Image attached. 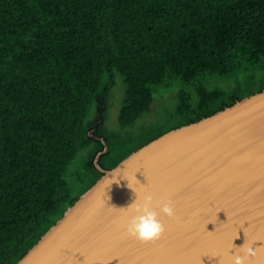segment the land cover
<instances>
[{
	"label": "trees",
	"instance_id": "1",
	"mask_svg": "<svg viewBox=\"0 0 264 264\" xmlns=\"http://www.w3.org/2000/svg\"><path fill=\"white\" fill-rule=\"evenodd\" d=\"M263 71L264 0H0V264H16L97 182L100 153L114 168L264 90ZM116 72L127 88L112 129ZM157 93L177 98L166 123L139 122Z\"/></svg>",
	"mask_w": 264,
	"mask_h": 264
},
{
	"label": "water",
	"instance_id": "2",
	"mask_svg": "<svg viewBox=\"0 0 264 264\" xmlns=\"http://www.w3.org/2000/svg\"><path fill=\"white\" fill-rule=\"evenodd\" d=\"M100 154L104 174L16 264H229L241 246L248 264H264V90L162 134L112 169ZM146 183L171 196L178 217H162L166 231L147 243L126 233L122 210L135 199L130 187Z\"/></svg>",
	"mask_w": 264,
	"mask_h": 264
},
{
	"label": "clouds",
	"instance_id": "3",
	"mask_svg": "<svg viewBox=\"0 0 264 264\" xmlns=\"http://www.w3.org/2000/svg\"><path fill=\"white\" fill-rule=\"evenodd\" d=\"M127 178V177H126ZM128 186L132 181L129 180ZM133 188L135 199L126 207H122L124 213L129 217L125 224L126 233L142 242H152L161 238L166 231L162 217L176 220L177 212L170 195L157 197L156 194L144 184L140 190ZM243 246L235 251H230L229 264H248V252Z\"/></svg>",
	"mask_w": 264,
	"mask_h": 264
},
{
	"label": "rangeland",
	"instance_id": "4",
	"mask_svg": "<svg viewBox=\"0 0 264 264\" xmlns=\"http://www.w3.org/2000/svg\"><path fill=\"white\" fill-rule=\"evenodd\" d=\"M264 75V71L262 73ZM115 84L110 90L109 93V103L107 108V121L106 124L108 127L112 129H119V115L120 110L124 102L125 94H126V84L124 81V78L120 73L115 74ZM217 83L213 82L214 84H217L219 86H222L224 88L229 87L232 84L231 79L226 78H215ZM160 91V90H157ZM161 92V91H160ZM177 98L174 97V93H167V94H161L157 93L155 96V102L152 105V109L145 113L141 119H139V122H151L152 120H158L161 119L162 122H164L166 119L162 117V114H164L167 110L172 109L175 107ZM166 123V122H164Z\"/></svg>",
	"mask_w": 264,
	"mask_h": 264
},
{
	"label": "snow or ice",
	"instance_id": "5",
	"mask_svg": "<svg viewBox=\"0 0 264 264\" xmlns=\"http://www.w3.org/2000/svg\"><path fill=\"white\" fill-rule=\"evenodd\" d=\"M242 227H244V226H242Z\"/></svg>",
	"mask_w": 264,
	"mask_h": 264
},
{
	"label": "bare ground",
	"instance_id": "6",
	"mask_svg": "<svg viewBox=\"0 0 264 264\" xmlns=\"http://www.w3.org/2000/svg\"><path fill=\"white\" fill-rule=\"evenodd\" d=\"M108 118V117H107Z\"/></svg>",
	"mask_w": 264,
	"mask_h": 264
}]
</instances>
